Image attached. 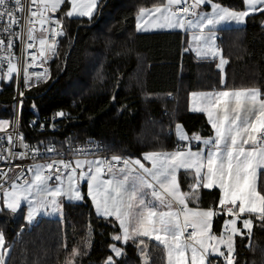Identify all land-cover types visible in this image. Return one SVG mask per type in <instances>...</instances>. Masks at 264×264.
<instances>
[{
	"label": "trees",
	"instance_id": "obj_1",
	"mask_svg": "<svg viewBox=\"0 0 264 264\" xmlns=\"http://www.w3.org/2000/svg\"><path fill=\"white\" fill-rule=\"evenodd\" d=\"M212 1L244 8L243 0ZM163 2L99 0L92 17L68 18L64 22L66 37L60 40L51 64V77L27 93L25 106L34 103L41 115L64 113L57 120L63 131H72L78 138L98 139L106 154L141 157L148 151L179 146L174 135L177 123L190 134H211L202 115L188 110L192 91L255 88L264 98V14L255 12L243 26L217 30L220 55L225 60L221 71L217 60L194 58L186 49L182 30H135L136 13ZM53 79L56 81L47 89ZM10 100L7 92L0 97L2 102ZM29 114L22 112L21 125L25 126ZM25 130L29 143L53 140L35 127ZM256 185L264 192V168ZM217 197L218 189L201 188L206 206H217ZM62 213V218L40 217L27 224L21 215L0 211L6 264H105L109 245L115 243L113 236L119 232L114 218L96 215L85 194L81 201L63 202ZM220 216L217 214L216 223ZM251 217V231L240 228L243 235L234 237L235 264H264V222ZM119 246L122 255L114 264H166L164 247L150 238L129 239Z\"/></svg>",
	"mask_w": 264,
	"mask_h": 264
},
{
	"label": "snow or ice",
	"instance_id": "obj_2",
	"mask_svg": "<svg viewBox=\"0 0 264 264\" xmlns=\"http://www.w3.org/2000/svg\"><path fill=\"white\" fill-rule=\"evenodd\" d=\"M243 2L246 5L245 10H231L212 3V0H192L191 4L187 0H166V3L152 10L155 13L153 19L157 21V27L184 29L187 25L189 28H199L201 34L193 37L201 45L197 50V55H215L217 53L215 31L218 25L231 22L240 24L249 15V10L264 14V0H243ZM64 4L69 5L66 13L69 18L74 15L92 17L94 9L98 7L97 0H88L86 4L82 3V0H31V4L27 6L23 0H0V19L7 16L10 21L5 25L4 31L11 37V29L20 25L22 31L19 38L23 40V31L26 28L28 39L34 40V25L39 23L41 31L50 30L52 37H57L62 32L51 25L59 24L60 21L55 17H50L48 13H56ZM205 4L211 5V13L198 11L201 5ZM25 9H27L28 15L22 17L25 24L21 25L16 12H24ZM140 12L142 15L148 14L143 8ZM46 23L49 24V29L43 27ZM140 27L138 22L137 29ZM4 43V40L0 39V48L4 46ZM39 44L41 49L39 54L44 56L47 51L52 49L54 41L53 45H49L47 38H41ZM12 46L13 41L9 38L7 41L9 56ZM28 47L32 48L33 45L29 43ZM32 59L34 61L36 56L33 55ZM221 63L223 64L224 61L221 60ZM13 71H17V65L9 59L5 77ZM33 75L38 78L40 76L38 73H33ZM28 76L29 73L25 69L26 81ZM192 95L197 96L196 93ZM213 95L215 99H213ZM242 96L244 97L243 102L241 101ZM259 96L260 92L257 89L246 90L244 93L221 91L204 96L199 101L203 106L196 107L194 110L207 113L209 123L215 132V140L214 142L211 139L205 140L204 144L211 145V147L198 148L193 151L188 146L186 151L177 150L171 154L144 153V159L151 162L152 170L147 169L139 159L134 161L145 172H149L163 190L162 192L157 191L152 184H149L148 187L153 189L152 196L156 200H161L162 197L169 199L182 206V211L157 212L150 208L146 216L142 213L134 215L131 211L133 200L140 198V205L147 206L146 200L142 198L143 193L136 191L127 193L120 185L105 188L101 199L99 191H93L94 187L98 186L93 184L96 175L91 171L92 162L79 159L74 162L75 168H72V161L63 159L52 161L47 165H36L34 179L31 182L18 183L24 175L21 171L11 181V192L4 191L3 207L15 213L20 208L21 201H27L28 221H31L34 214L40 211L57 212L61 208L60 197L67 196L68 199L77 201L82 199L81 192L76 186L75 176L78 175L81 179L87 177L88 196L91 197L97 213L108 217L114 215L119 222L122 236L116 235L113 239L117 241L123 239L126 243L129 239H133L135 242V239L139 237H154L167 250L168 264H188L187 253L189 251L191 252L190 264H212L213 254L224 256L226 264H235L232 236L243 235V232L237 227L238 220L244 214H254L257 219L264 222V192L258 190L253 179L257 176L258 169L264 168V145L260 144L261 141H264V99H258ZM232 97H235V107L229 103ZM63 115L62 112L56 113V116ZM253 115L255 118L249 119V116ZM4 123L6 122H0V127H3ZM180 127L177 125L178 130ZM180 139L186 140L188 137L180 134ZM195 139L199 140L200 137L197 136ZM9 143H15L12 136H9ZM222 144L223 148H221ZM7 151L11 152V148ZM48 151L51 152L53 149L49 148ZM6 159L8 157L0 156V160ZM120 159L121 157H113V160L116 161ZM85 163L89 165L87 173L83 171ZM60 166H63V169H72L71 172L63 173L68 177L67 187L61 183L52 188L49 186L51 177L43 174L44 169L47 168L49 172L54 169L55 179L60 181L62 178ZM178 168H184L189 172L194 171L195 182L190 185L193 190L191 193L180 191L176 176ZM77 169L80 171L77 172ZM29 171H32L31 167ZM99 171L100 169L97 168V172ZM201 185L204 189H219L217 206L208 209L188 207L187 201L190 198L199 199L196 196V190ZM169 206L171 207L172 204L170 203ZM216 208L221 214L231 217L224 221L225 233L220 237H215L211 233L212 219L217 214ZM181 216L183 222H181ZM242 222L245 229L251 228L252 221L250 219H243ZM188 228H191L192 232L185 236V230ZM228 230L231 231L232 236L225 239ZM213 241H219V243H213ZM143 243L144 241L140 240V244L143 245ZM220 243L227 248L226 253L220 249ZM3 244L4 236L0 233V246ZM109 247L115 257L122 255V250L114 244ZM75 253L74 249L73 254L75 255ZM0 264H6L2 253H0ZM105 264H114V257L110 255Z\"/></svg>",
	"mask_w": 264,
	"mask_h": 264
},
{
	"label": "built area",
	"instance_id": "obj_3",
	"mask_svg": "<svg viewBox=\"0 0 264 264\" xmlns=\"http://www.w3.org/2000/svg\"><path fill=\"white\" fill-rule=\"evenodd\" d=\"M23 3L27 6L31 4V0H23ZM12 7L14 8V5ZM25 15H28L27 9L24 12H16V16L20 18L21 25L25 24V21L22 19ZM48 15L60 21L59 24H52L51 26L61 31V35L52 37L50 30L41 31V25L36 23L34 25L35 32L33 33L35 36L34 40L28 39L26 28L23 31V40L19 38V34L22 31L20 25L11 29L12 35L9 37L4 31L5 25L10 22L9 18L3 16L0 19V39L5 42L4 46L0 48V97L6 92L11 95L9 102L0 101V103H3V106H0V121L6 120L8 122L6 127H0V156L8 157L6 160H0V174H2L0 175V191L11 188L12 179L19 175L21 171L24 175L18 183H24L28 180L31 173L29 171L30 167L33 169L35 165H47L52 161L60 159L72 161L75 157L102 156L104 158L101 170L102 176H107L116 169L124 168L127 165L128 159L126 155L104 153L102 143L98 139L93 137L78 138L72 131H63L57 122V120H60V116H56V114L41 115L34 103H28L25 106L27 93L32 92L49 81L51 77V64L57 54L59 42L67 34L63 22L50 12ZM43 27L49 29V24L46 23ZM9 38L13 41L10 56L7 49ZM41 38H47L49 45H53L54 41V46L44 56H40L39 54L41 50L39 40ZM29 43L33 45L32 48L28 47ZM33 55L36 56L34 61L32 59ZM9 59H11L13 64L17 65V71H13L5 77L4 74L8 71ZM25 69L29 73L27 81L24 77ZM33 73L40 74L39 78L33 75ZM20 93H23V95H20ZM23 111L30 113L25 121L26 126H32L39 131L47 132L49 136L53 137L52 142L36 144L26 141L25 127L21 125V114ZM9 136H12L13 141H15L14 144L9 143ZM260 144L264 145V141H261ZM9 148H11V152L7 151ZM49 148L53 149V151H48ZM21 153L23 155H20ZM114 156L121 157V159L119 161L113 160ZM60 167L62 173L65 169H63V166ZM43 174L50 175L52 179L56 176L54 169L49 172L45 168ZM174 205L177 211H182V206L175 204V202ZM216 210L220 212L218 208ZM191 232L192 229L188 228L185 230L184 235H190ZM224 252L226 253L227 251ZM0 253H2L1 250ZM211 260L212 264H215V261L226 264L224 256H212Z\"/></svg>",
	"mask_w": 264,
	"mask_h": 264
},
{
	"label": "crops",
	"instance_id": "obj_4",
	"mask_svg": "<svg viewBox=\"0 0 264 264\" xmlns=\"http://www.w3.org/2000/svg\"><path fill=\"white\" fill-rule=\"evenodd\" d=\"M187 1H188L190 4L192 3V0H187ZM163 3H166V0H164ZM163 3H162V4H163ZM212 3H216V2H213V1H212ZM216 4H218V3H216ZM160 5H161V4H160ZM160 5H158V6H160ZM219 5H221V4H219ZM155 7H157V6L149 7V8H143V9H145V10L147 11V13H148L147 15H142V14H141L140 10H141L142 8L136 13V16H135V19H134V28H135V30H136L137 32H152V31L182 30V31L184 32V40H185V44H186V49L190 50V51L192 52L194 58L197 59V60H211V59L216 60L218 54H220V47H219V44H218V37H219V36H218V32H217V30L220 29V28H225V27L243 26V25L245 24V22H246V18H247V17H245V20H244L242 23H240V24H237V23H235V22H231V23H224V24H222V25H218V26H217V29H216V31H215V47H216V49H217V53H216L215 55L208 54L207 56H204V55H200V56H198V55H197V50L200 49L201 45L199 44V42L195 41V40L193 39V37L196 36V35H200V34H201L200 29H199V28H194V27H193V28H189L187 25L185 26L184 29H181V28H179V27H176V28L157 27V26H156L157 21L153 19V15H155V13H153V11H152ZM221 7H223V8H228V9H231V10H238V9H233V8H231V7L224 6V5H221ZM245 9H246V5L244 4V8L241 9V10H245ZM198 11L205 12V13H211V12H212V8H211V5H210V4H205V5H201V7L198 9ZM257 12H258V11H257ZM253 13H255V12H252L251 10H249V15H250V14H253ZM249 15H248V16H249ZM138 22H139L140 25H141V27H140L139 29H137V23H138ZM205 34H207V33H205ZM220 57H221V55H220ZM251 89H255V88H248V89H216V90H211V91H192V92L189 93V96H188V104H187L188 110H189L190 112H194V113L201 114L202 117L205 119V121L209 124V126H210V128H211V134L208 135V136H200L199 134H197V133H195V132L192 133L191 135H188V136H189V137H188V140H190L191 142H193L194 146H196V147H191L193 151H196L198 148H205V149H207L208 147H211V145H205V144H204V141H205V140H208V139H211V140L214 142V140H215V132H214V130H213L211 124L209 123L207 113H206V112H203V111H195V110H194V108H196V107H202V106H203V105H201V104L199 103V101H200L201 99H203V97L206 96V95H208V94H215V93H218V92H221V91H229V92H237V91H239V92L244 93V92H246V90H251ZM193 93H196L197 96L194 97V96L192 95ZM213 99H215V96H214V95H213ZM258 99H264V98H262L261 96H259ZM243 100H244V97L242 96V97H241V101L243 102ZM229 103H230L233 107H235V106H236V105H235V97H232L231 100L229 101ZM254 118H255L254 115H253V116H249V119H254ZM175 126H176V125H175ZM178 133H179V134H182V133L179 132V131H178ZM174 135H175V137L177 136V135H176V127L174 128ZM197 136L200 137L199 140L195 139V137H197ZM178 142L180 143V145H179V146H176L175 149L168 150V151H167V154H171V153H169V152H171V151L175 152V151H177V150H185V151L187 150V148L177 149V148H180V147L182 146L183 143H185V142H182V141H178ZM245 147H248V146L245 145ZM221 148H223V144L221 145ZM156 152H157V151H156ZM173 152H172V153H173ZM77 159L82 160V161H91V162H94V161H92L91 159L88 160V158L83 159L82 157H75V158L72 160V168H75V163H74V162H75V160H77ZM87 165H88V164L85 163L84 166H83V169H85V168L87 167ZM88 166H89V165H88ZM102 166H103V165H102ZM101 168H102V167H101ZM134 169H136V167H134L133 164L128 160V161H127V165H126L124 168H121V170H122L121 174H124V173H131V174H130V176H129V178H128L127 180H125V181H123V182H119V181H117V179H116L117 177H120V176H118V174H116L118 171H117L115 174L110 175V176H112V177H110V176H109V177H106V176H105V177H104V176H103V177H102V176L100 177L99 173H98V172L95 173V172H94V168H93V166H91V171H92V173L95 174V175L97 176V179H98V183H97L98 187L95 188V189H93V191L96 192V191L98 190L99 193H100V197H101V199L103 198V195H104V189H105V188H107V187H114V186H116V185H120V186L122 187V189L125 190L127 193H130V192H133V191H136V192L138 193V190L140 189V187H139V185H138L135 181H133V179H132L133 174H134V172H133ZM261 169H262V168H261ZM261 169H258V171H257V176L253 178L255 183H257V177H258L259 171H260ZM71 170H72V169H71ZM79 170H80V169H77V172H78ZM101 170H102V169H101ZM121 170H120V171H121ZM64 172H69V171H68V169H65V170L61 173V177H62V178H61V181H62L63 184L65 183V181H66L67 178H68L66 175H63ZM70 172H71V171H70ZM87 172H88V171H87ZM87 172H86V173H87ZM113 172H115V171H113ZM176 172H177V175H178L179 173H184V174H185V173H186V174L190 173V174H192V175H195L194 171H193V172H189L188 170H185L184 168H178ZM108 175H109V174H108ZM108 175H107V176H108ZM76 176H77V175H76ZM29 180H30V182L33 180L32 175H29V178H28L27 181H29ZM83 180H84L85 182H84V184L81 185V196H82V199H83V195L85 194V195L89 198L90 203H91V205H92V208H93L95 214H96V215H99V216H104V215H101V214H98V213H97L96 207H95V205L93 204V201H92L91 197L88 196V183H87V177L84 178ZM52 181H55V178H53ZM108 182H111V183L109 184ZM50 186H53V185H50ZM65 187H66V185H65ZM201 188H203L202 185L199 187V192H200V194L198 195L199 199L196 201V203L198 204V206H196V205H191V206H192L193 208H198V207H203L204 209L212 208V207L206 206V205L204 204V202L201 201ZM184 189H185V188L183 187V188H182V192L186 193ZM216 189H218V188H216ZM5 190H8L9 192H11V188H9V189H5ZM5 190L0 191V211L7 210V211H8L9 213H11V214H14V215H21L23 221L26 222L27 224H31V223L35 222V221H36L38 218H40V217L54 218V217H58V216H60V214L62 213V205H63V202H65V201L78 202L77 200H70V199H68L67 196H62V197L59 198L60 203H61V208H60L59 211H57V212H45V211H40V212L34 214V217H33V219H32L31 221H28V219H27V213H28V202H27V201H23V200L21 201V206H20V208L15 212L16 214L13 213V212H11L10 210H8V209H6V208L3 207V198H4V196H3V192H4ZM219 195H220V192H219V189H218V197H217V203H216L217 205H218ZM82 199H81V200H82ZM81 200H79V201H81ZM168 200H169V199H166V198L163 199V201H164V207H166ZM125 202L127 203V197H126V196H125ZM172 203H173L172 206L175 207L174 202H172ZM155 205H158V204H155ZM137 206H139V205H138V198L132 201V209H131V211H132V213H133L134 215H139V214H140L139 208H137ZM216 211H217V210H216ZM217 214H221V213L217 211ZM217 214H216V215L213 217V219H212L211 233H212L213 236H217V237H218V236H220L221 234H223V223H224V218H225L226 216L222 214V216H220V220H218L217 223H216L215 218L217 217ZM244 215H250V214H244ZM104 217H106V216H104ZM111 217L114 218L115 222L117 223V225H118V227H119V232H118V234H116V235H121V236H122V233H121V230H120L119 222L115 219V216H114V215L111 216ZM240 226H241V225H240ZM242 229H243V228H242ZM116 235H114V236H116ZM161 235H162V234H161ZM114 236H113V237H114ZM234 237H235V236L232 237L233 241H234ZM146 238H150V239L154 240V239H153L154 237H146ZM226 239H227V238H226ZM113 241L115 242V243H113V244H114L116 247H118V248H120L119 243H123V242H124L123 239H121V240H119V241L113 239ZM154 241H156V240H154ZM156 242H157V241H156ZM214 242H216V241H213V243H214ZM158 243H159V242H158ZM113 244H112V245H113ZM161 245H162V244H161ZM162 246H163V245H162ZM163 247H164V246H163ZM219 247H220V249H221L222 251H227V248H225V246H224L222 243L219 244ZM120 249H121V248H120ZM164 249H165V248H164ZM1 251H2V253H3V251H5V248H3ZM165 252H166V249H165ZM110 255L113 256L114 259L118 258V257H115V254L113 253V251H112L111 248H110ZM108 257H109V256H108ZM108 257H107V258H108ZM107 258H106V260H107ZM105 262H106V261H105ZM188 262H189L188 264H190L191 260H189ZM166 264H168V257H167V254H166Z\"/></svg>",
	"mask_w": 264,
	"mask_h": 264
},
{
	"label": "rangeland",
	"instance_id": "obj_5",
	"mask_svg": "<svg viewBox=\"0 0 264 264\" xmlns=\"http://www.w3.org/2000/svg\"><path fill=\"white\" fill-rule=\"evenodd\" d=\"M88 2V0H82V3H87ZM99 3V0H97V4ZM62 6H65V8H63ZM61 6V8L60 9H58L57 11H56V13H52V14H54V15H56L62 22H63V25L65 26V24H64V22L69 18V17H67V15H66V13H67V11H68V9H69V5H67L66 6V4H64V5H62ZM96 9H97V7L94 9V13H95V11H96ZM51 13V12H50ZM93 13V14H94ZM73 17H81V16H78V15H74ZM73 17H71V18H73ZM85 18H90V17H87V16H85ZM217 66H218V68L222 71L223 70V68H224V64H225V60L224 59H222L221 57H220V54H218V56H217ZM221 60H223L224 61V63L222 64L221 63ZM0 106H3V103H0ZM0 122H6V123H4V125H3V127H6L7 125H8V122L5 120V121H0ZM177 125H180L181 127H180V129L178 130L177 129ZM176 140H178V141H182V142H185V143H183L182 144V146L180 147V148H177V149H183V148H187L188 146H190V147H196V146H194V144H193V142H191L190 140H188V139H186V140H181L180 139V134H178V131L179 132H181L182 133V135H185V136H187V137H189L188 135H191L190 133H188L187 131H186V129L183 127V125L182 124H180V123H177L176 124ZM179 143V142H178ZM148 152H154V151H148ZM173 151H171V152H169V153H172ZM145 153H147V152H145ZM156 153H161V154H167V151H159V152H156ZM144 154V153H143ZM143 154H142V156L141 157H131V156H128L127 157V159L133 164V166L134 167H136V169H134V174H133V177H132V179H133V181H135L138 185H139V187H140V189L138 190V193H143V199H145L146 200V205L147 206H141L140 205V203H139V199L140 198H138V205L139 206H137V208H139V211H140V214L142 213L144 216H146L147 215V213H148V211H149V209L151 208V210H153V211H157V212H168V211H172V212H176L177 211V209H176V207H174V206H169L170 205V203L173 205V203L170 201V200H168V202H167V205H166V207H164V201H163V199H164V197H162L161 198V200H156L153 196H152V188H149L148 187V185L149 184H152L155 188H156V190L157 191H163L161 188H160V186H159V184L156 182V180H154L153 179V177H152V175L149 173V172H145L144 171V169H141L140 167H139V165H136L135 163H134V161L135 160H137V159H139L144 165H145V167L147 168V169H149V170H152V164H151V162L150 161H147V160H145L144 159V156H143ZM86 158H88V160H92V161H94V162H92V164H91V166H93V168H94V172L95 173H97V168H99L100 169V171L98 172L99 173V175H100V177L102 176V174H101V167H102V165H103V163H104V158L102 157V156H91V157H84L83 159H86ZM36 166V165H35ZM35 166L33 167V169H32V171H31V173H30V175H32V177H33V179H34V172H35ZM88 169H89V166L87 165V167L85 168V169H83V171H85V173L88 171ZM121 169H116L115 170V172H111V173H109V175L108 176H106V177H109L110 175H112V174H115L117 171V173L116 174H118V176H120V177H117L116 179H117V181H119V182H123V181H125V180H127L128 178H129V176H130V174L131 173H124V174H121V172H122V170L120 171ZM68 171L70 172L71 171V168H69L68 169ZM80 171V170H79ZM78 171V172H79ZM176 176H177V181H178V183H179V186H180V191H182V188L184 187L185 189V192L186 193H191L193 190L190 188V185L191 184H193L195 181H194V175H192V174H190V173H188V174H183L182 176L180 175V173L177 175V172H176ZM103 177V176H102ZM105 177V176H104ZM110 177H112V176H110ZM75 181H76V186H77V188L80 190V192H81V185L82 184H84V180L83 179H81L78 175L77 176H75ZM28 182H30V180L28 181ZM62 183V181L60 180V181H58V180H56L55 179V181H52V178L50 179V181H49V186L50 185H53V186H50V187H52V188H55L57 185H59V184H61ZM97 183H98V179H97V176H96V180H94L93 181V184H94V186H98L97 185ZM63 184V183H62ZM67 184H68V178H67V180L65 181V183L63 184L64 186L66 185V187H67ZM95 188H97V187H94V189ZM3 194H4V192H3ZM200 194V192H199V188L196 190V196H198ZM196 201H197V199L195 198V197H192V198H190L188 201H187V204H188V207L189 208H193L191 205H196V206H198V204L196 203ZM155 204H158V205H155ZM198 208H200V209H204L203 207H198ZM16 214V213H15ZM12 215H14V214H12ZM62 215H63V213H61L60 214V216H58V217H60V218H62ZM256 216V215H254V214H250V216H245V217H243V218H241L240 220H241V226L239 227L238 226V222H237V227L240 229V228H243L244 230H246L247 232H250L251 231V229H252V226H253V219H252V217L251 216ZM15 216V215H14ZM231 217H229V216H226L225 218H224V221L226 220V219H230ZM243 219H250L251 221H252V226H251V228L250 229H245L244 228V225H243ZM181 222H183V217L181 216ZM0 233H1V231H0ZM225 233V225H224V223H223V234ZM160 234H162V235H164L163 233H160ZM222 235V234H221ZM220 235V236H221ZM220 236H218V237H220ZM228 236H232V233H231V231L230 230H228L227 231V234L225 235V239L228 237ZM235 236V235H234ZM215 237H217V236H215ZM233 237V236H232ZM154 239V238H153ZM181 239L183 240V236L181 237ZM155 240V239H154ZM158 242V241H157ZM214 243H219V241H216V242H214ZM3 248H5V246H4V244H3V246H0V250H2ZM226 248V247H225ZM166 254H167V250H166ZM213 256H216L215 254H213ZM168 257V256H167ZM187 258H188V261L189 260H191V252L189 251L188 253H187ZM189 263V262H188Z\"/></svg>",
	"mask_w": 264,
	"mask_h": 264
},
{
	"label": "water",
	"instance_id": "obj_6",
	"mask_svg": "<svg viewBox=\"0 0 264 264\" xmlns=\"http://www.w3.org/2000/svg\"><path fill=\"white\" fill-rule=\"evenodd\" d=\"M98 18H99V13L97 14L96 20H98ZM75 39H76V36L74 35L73 38H72V43H71V47H70V49L73 47V45H74V43H75ZM68 53H69V51H68ZM68 53H67L66 56H65V62H66V59H67ZM55 81H56V79H53V80L49 83L47 89H49V88L51 87V85H52Z\"/></svg>",
	"mask_w": 264,
	"mask_h": 264
},
{
	"label": "bare ground",
	"instance_id": "obj_7",
	"mask_svg": "<svg viewBox=\"0 0 264 264\" xmlns=\"http://www.w3.org/2000/svg\"><path fill=\"white\" fill-rule=\"evenodd\" d=\"M24 127H25V129L27 128L26 123H25V126H24ZM28 127H29V126H28ZM30 127H31V126H30ZM25 133H26V130H25Z\"/></svg>",
	"mask_w": 264,
	"mask_h": 264
}]
</instances>
